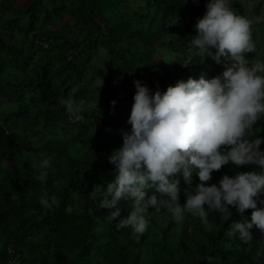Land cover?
I'll list each match as a JSON object with an SVG mask.
<instances>
[{
	"label": "trees",
	"instance_id": "obj_1",
	"mask_svg": "<svg viewBox=\"0 0 264 264\" xmlns=\"http://www.w3.org/2000/svg\"><path fill=\"white\" fill-rule=\"evenodd\" d=\"M205 4L0 0V264H264L258 229L250 230V245L228 235L229 223L240 219L231 206L230 221L212 212L206 225L190 214L177 224L149 208L147 230L137 239L130 228L117 230L108 218L114 209L99 208L90 195L114 179L108 157L122 144L121 130H130L133 80L163 92L202 73L218 76L230 64L203 60L187 46ZM263 5L257 0L254 13ZM232 7L246 16L242 0ZM258 46L264 50V38ZM100 51L106 56L95 59ZM73 87L83 120L69 123L61 99ZM96 99L97 109L89 108ZM252 135L264 137V119ZM44 158L51 167L42 184L35 166ZM251 171L258 166L224 165L207 183ZM179 187L183 205L182 180ZM43 193L54 200L48 208L39 204ZM118 206L127 216L130 202Z\"/></svg>",
	"mask_w": 264,
	"mask_h": 264
},
{
	"label": "clouds",
	"instance_id": "obj_2",
	"mask_svg": "<svg viewBox=\"0 0 264 264\" xmlns=\"http://www.w3.org/2000/svg\"><path fill=\"white\" fill-rule=\"evenodd\" d=\"M254 22H264V17L238 14L232 0H206L187 46L203 60L230 61L222 73L212 78L204 73L197 79L189 77L163 92L133 80L135 92L126 121L130 130H121L122 144L108 157L114 179L90 193L99 208L114 209L108 218L115 221L117 230L130 228L139 239L148 227L149 208L164 210L177 224L190 214L206 225L212 212L230 221L231 206L240 219L229 223V236L250 245L254 240L250 230L255 227L264 237V149L260 148L264 137L252 135L256 122L264 119V59L246 56L256 49ZM102 83L99 78L95 87L100 89ZM78 90L73 87L61 103L69 119L83 120L74 100ZM89 108L97 109V99ZM228 164L255 165L259 171L225 174L209 185L212 172ZM50 167V158L35 166V178L42 184ZM193 176L199 181L195 185ZM181 180L183 205L179 202ZM121 201L130 202L125 217L118 206ZM51 203L54 200L47 193L40 196L42 207ZM246 209L252 210L250 218L244 216Z\"/></svg>",
	"mask_w": 264,
	"mask_h": 264
},
{
	"label": "rangeland",
	"instance_id": "obj_3",
	"mask_svg": "<svg viewBox=\"0 0 264 264\" xmlns=\"http://www.w3.org/2000/svg\"><path fill=\"white\" fill-rule=\"evenodd\" d=\"M257 0H242L243 5L246 9V16L250 19H254L255 17H264V5L260 9V11L255 14L253 11V6L255 5ZM252 35H253V41L255 42L256 49L254 53H247L246 56L248 58H259L264 59V50L258 46V44H261V40L264 38V22L261 23H253L252 24ZM95 59L104 58L106 56V53L104 51H100L99 54H97ZM125 114V112H124Z\"/></svg>",
	"mask_w": 264,
	"mask_h": 264
},
{
	"label": "built area",
	"instance_id": "obj_4",
	"mask_svg": "<svg viewBox=\"0 0 264 264\" xmlns=\"http://www.w3.org/2000/svg\"><path fill=\"white\" fill-rule=\"evenodd\" d=\"M47 46V42L44 43V47ZM69 121L73 122V121H79L78 119H68Z\"/></svg>",
	"mask_w": 264,
	"mask_h": 264
},
{
	"label": "bare ground",
	"instance_id": "obj_5",
	"mask_svg": "<svg viewBox=\"0 0 264 264\" xmlns=\"http://www.w3.org/2000/svg\"><path fill=\"white\" fill-rule=\"evenodd\" d=\"M69 121V120H68ZM80 121V120H79ZM74 122H78V121H73V122H71V121H69V123H74Z\"/></svg>",
	"mask_w": 264,
	"mask_h": 264
}]
</instances>
